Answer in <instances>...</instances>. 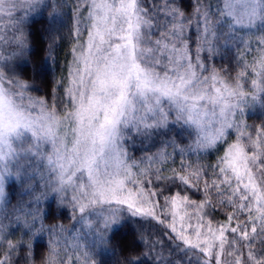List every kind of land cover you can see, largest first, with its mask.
Returning <instances> with one entry per match:
<instances>
[{"label": "snow or ice", "instance_id": "obj_1", "mask_svg": "<svg viewBox=\"0 0 264 264\" xmlns=\"http://www.w3.org/2000/svg\"><path fill=\"white\" fill-rule=\"evenodd\" d=\"M37 3L0 0V264H34L42 234L43 264H98L121 217L159 225L125 264H264V120L243 119L264 109V0H62L71 60L39 107L8 74ZM13 178L31 198L9 213ZM49 195L81 229L44 225Z\"/></svg>", "mask_w": 264, "mask_h": 264}, {"label": "trees", "instance_id": "obj_2", "mask_svg": "<svg viewBox=\"0 0 264 264\" xmlns=\"http://www.w3.org/2000/svg\"><path fill=\"white\" fill-rule=\"evenodd\" d=\"M61 3L62 0H38L35 11L30 12L24 22L26 47L19 49L17 55L9 63L8 74H14L16 79L30 86V92L26 93L29 99L23 101L25 104L34 102L39 104L50 94L54 97L57 94V86L62 74H66V64L71 60L69 50L72 45L70 32L73 28V21L71 12L62 9ZM53 4L56 6L52 7ZM45 5L48 6L45 7ZM21 15L24 13L21 12ZM231 56L232 52L224 49L221 55L216 57L214 63L217 66H227ZM243 119L250 125H258L264 120V109H261L257 104L245 112ZM179 132L180 130L176 129L170 135H176ZM215 156V153H210L208 161H204V163L214 161ZM8 185L9 187H5V198L8 201L6 210L11 213L18 200L23 199L27 202L31 197L22 190L23 186L15 179L8 181ZM197 198L198 194L193 193V199ZM222 198L226 199V197H221L212 200V203L220 208L216 219H220L221 213L227 211V208L219 205V200ZM40 207L45 226L62 224L70 232L82 228V224H77L72 219L71 208L60 205L55 195H49L41 202ZM77 215L79 214L77 213ZM11 219L14 220V216ZM28 219L30 220L31 217ZM4 223L8 224L9 219H5ZM39 226L40 222L37 221L36 227ZM158 228L159 225L155 222L121 217L120 221L109 229L110 243L100 246L96 250L98 264H125L127 259L141 257L142 253L148 251L146 247L148 238L151 237L153 240L157 238L155 233ZM21 234L19 229L14 233L16 237ZM24 239L27 241L29 237L25 236ZM32 243L36 255L34 264H43L48 251L47 234L33 237ZM221 250L218 249L215 253V264H235V257H230L226 250H224V258L221 260Z\"/></svg>", "mask_w": 264, "mask_h": 264}, {"label": "rangeland", "instance_id": "obj_3", "mask_svg": "<svg viewBox=\"0 0 264 264\" xmlns=\"http://www.w3.org/2000/svg\"><path fill=\"white\" fill-rule=\"evenodd\" d=\"M26 104H32V105H35L36 107H39V104L37 102H34V103H26ZM62 118V117H61ZM14 179V178H13Z\"/></svg>", "mask_w": 264, "mask_h": 264}]
</instances>
